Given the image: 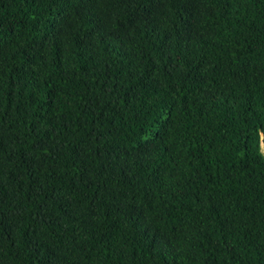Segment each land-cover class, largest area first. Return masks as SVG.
<instances>
[{
    "label": "trees",
    "instance_id": "16d2710c",
    "mask_svg": "<svg viewBox=\"0 0 264 264\" xmlns=\"http://www.w3.org/2000/svg\"><path fill=\"white\" fill-rule=\"evenodd\" d=\"M264 0H0V264H264Z\"/></svg>",
    "mask_w": 264,
    "mask_h": 264
},
{
    "label": "clouds",
    "instance_id": "9594fccd",
    "mask_svg": "<svg viewBox=\"0 0 264 264\" xmlns=\"http://www.w3.org/2000/svg\"><path fill=\"white\" fill-rule=\"evenodd\" d=\"M262 155H264V153H262Z\"/></svg>",
    "mask_w": 264,
    "mask_h": 264
}]
</instances>
